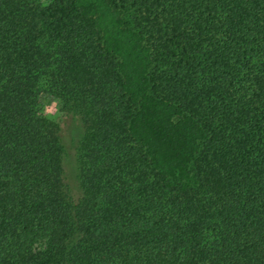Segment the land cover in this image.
Listing matches in <instances>:
<instances>
[{
	"label": "trees",
	"instance_id": "trees-1",
	"mask_svg": "<svg viewBox=\"0 0 264 264\" xmlns=\"http://www.w3.org/2000/svg\"><path fill=\"white\" fill-rule=\"evenodd\" d=\"M126 1L0 0V264H264V0Z\"/></svg>",
	"mask_w": 264,
	"mask_h": 264
},
{
	"label": "rangeland",
	"instance_id": "rangeland-1",
	"mask_svg": "<svg viewBox=\"0 0 264 264\" xmlns=\"http://www.w3.org/2000/svg\"><path fill=\"white\" fill-rule=\"evenodd\" d=\"M133 0L126 1L125 19L133 16L131 3ZM43 116L55 122L60 127L61 138L65 147L64 168L65 178L70 184L75 183L76 155L77 147L83 135V126L77 116H64L60 112V102L53 96H44L41 100Z\"/></svg>",
	"mask_w": 264,
	"mask_h": 264
}]
</instances>
